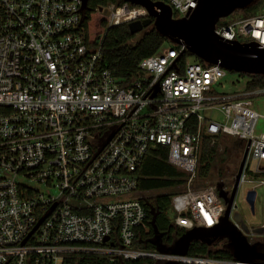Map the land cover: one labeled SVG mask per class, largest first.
I'll list each match as a JSON object with an SVG mask.
<instances>
[{
    "label": "built area",
    "instance_id": "2783aa9c",
    "mask_svg": "<svg viewBox=\"0 0 264 264\" xmlns=\"http://www.w3.org/2000/svg\"><path fill=\"white\" fill-rule=\"evenodd\" d=\"M152 1L169 6L173 19L187 18L199 2ZM262 2L257 16L220 19L215 35L264 50ZM81 5L0 0V264H61L71 253L110 263L245 264L135 249V230L146 219L137 172L150 148H167L168 163L188 174L184 191L171 197L174 225L216 226L225 203L214 186H193L203 143L249 142L239 186L252 183L264 162L252 99L264 88L216 93L223 69L182 63L179 45L140 60L138 76L126 84L101 66L103 37L89 49ZM95 10L108 12L107 29L147 18L145 9L124 1ZM254 198L249 191L248 204ZM235 225L264 251V224L257 241Z\"/></svg>",
    "mask_w": 264,
    "mask_h": 264
},
{
    "label": "trees",
    "instance_id": "16d2710c",
    "mask_svg": "<svg viewBox=\"0 0 264 264\" xmlns=\"http://www.w3.org/2000/svg\"><path fill=\"white\" fill-rule=\"evenodd\" d=\"M156 1V0H154ZM123 0H89L87 9L83 14V27L86 36V43L89 49H93L96 40L103 37L101 66L111 71L116 77L122 79L126 84L138 76L137 66L140 60L158 52L166 39L161 37L152 27L144 29L138 34H130L127 24L107 29V16L96 11L99 6L115 4L120 6ZM262 0H254L253 4L244 10L235 12L244 13L249 16L248 11L253 8H262ZM234 13V12H233ZM138 35V36H137ZM178 49L177 45L170 44ZM188 57L194 58L195 62L208 66L203 61L185 52L180 55L184 63ZM233 73V72H231ZM246 78L245 90L264 88V76L239 74ZM224 142V141H223ZM242 143V144H241ZM244 143L239 140L232 142V148H226L223 154L219 155L217 146H211L205 140L202 146L201 159L198 167V180H210L211 172L219 161L221 169H216L218 176L231 172L230 165L236 162L237 154L243 153ZM168 150L162 146H155L148 150L141 168L137 172L139 193L162 192L148 202L140 200L145 208L146 219L143 227L135 230V249L155 251V229L157 235L162 234L161 245L170 247L185 230L174 225V216L171 218V197L177 193H170V190L184 188L188 174L170 165L167 161ZM167 191V192H166ZM116 235V232L114 233ZM223 241V242H222ZM264 253L263 250H259ZM187 255L190 257H207L220 260H234L228 243L225 239L217 240L212 245L201 242L190 244ZM61 264H159L150 259H140L133 262L110 263L93 254L71 253L64 256Z\"/></svg>",
    "mask_w": 264,
    "mask_h": 264
},
{
    "label": "water",
    "instance_id": "95a60500",
    "mask_svg": "<svg viewBox=\"0 0 264 264\" xmlns=\"http://www.w3.org/2000/svg\"><path fill=\"white\" fill-rule=\"evenodd\" d=\"M80 1L82 2L81 11L84 13L89 0ZM123 1L133 6L142 7L147 12V18L127 24L130 34L135 35L152 27L167 42L182 46L186 52L207 65H218L223 70L237 74L264 76L263 49H259L254 43L239 44L238 42L224 41L214 33V27L220 19L230 16L237 10L248 8L254 0H199L197 8L187 18L182 19H173L170 7L162 2H153L152 0ZM101 12L108 15L106 10H101ZM248 146L249 142L244 148L235 176L232 196L227 199L223 192L218 193L226 205L219 223L206 230L198 227L186 230L168 248L159 244L162 234L157 235V230L154 227L156 235L153 244L157 252L173 256H185L193 242L212 245L217 240L225 239L234 260L245 264H264V253L259 251L258 244H249L246 237L235 225V223H239L241 228L247 231L245 225L242 224V216L232 213V210L236 208L234 198L239 188V178L246 161ZM249 206L253 213V201L249 202ZM52 209L41 218L25 241ZM162 264L177 263L165 262Z\"/></svg>",
    "mask_w": 264,
    "mask_h": 264
},
{
    "label": "rangeland",
    "instance_id": "374dc122",
    "mask_svg": "<svg viewBox=\"0 0 264 264\" xmlns=\"http://www.w3.org/2000/svg\"><path fill=\"white\" fill-rule=\"evenodd\" d=\"M261 9L262 8H259V9L253 8L250 11H248L247 13L249 16H257L261 12ZM243 14L244 13H242L241 11L240 12H234L230 16L226 17L225 20L228 21L233 17L243 16ZM170 46H171L170 43L166 42L163 44L161 49L163 50V49H166ZM187 60H188V62H194V58H192V57H188ZM245 83H246V78H242L239 74L231 73V72L226 71V70H222L220 73L219 84L215 88V91H216V93H220V94L221 93H226V94L241 93L245 90ZM252 103H253L254 110L260 116V118L257 120V123H256L255 132L256 133H262V132H264V96L253 98ZM234 140H237V139L226 138L225 140H223L224 142L222 141L220 143L219 147L217 148L218 154L219 155L223 154V152L225 151L226 148L233 149L232 148V142ZM244 148H245V146H244ZM242 155H243V153L239 154V156L237 154L236 162L234 164L230 165V167H229L230 169H232L230 172V175L232 177V180H231L232 183H233L235 175L238 171ZM250 165H251V168L253 170L256 169L257 164L255 162L251 161ZM216 169H221V165H220L219 161L216 163V165L214 166V170L211 172L212 176H211L210 180L201 181V180L197 179V181H195L193 186L194 187H200V186H205V185L214 186L216 180L219 178L218 174H217L218 172L216 171ZM258 171L261 173L259 174L258 177L253 179L252 183H245V184L239 186V188L237 190V197H236V204L238 207L237 210L242 214V218H243L242 224L245 225V227L247 228L248 231L251 230L254 232V234H255V236L253 238L254 241L259 240L258 235H256L257 230H259V227L264 224V187L259 185V181L262 180L264 177V175H263V173H264V162L259 164ZM184 189H185V186H184V188H176L174 190H170L169 192L170 193L171 192L172 193H177V192L182 193L184 191ZM252 190L255 192V198H254V202H253V213L251 212L249 204L246 200L247 193L249 191H252ZM51 193H53V191H51ZM160 193H162V192H148V193H142V194L138 193V197L142 200L150 202L153 199V197H155L156 195H158ZM169 216L171 218H173L172 212L169 213ZM248 242H249V240H248ZM249 244H251V243L249 242ZM258 248H260V245L258 246Z\"/></svg>",
    "mask_w": 264,
    "mask_h": 264
},
{
    "label": "flooded vegetation",
    "instance_id": "af4514ba",
    "mask_svg": "<svg viewBox=\"0 0 264 264\" xmlns=\"http://www.w3.org/2000/svg\"><path fill=\"white\" fill-rule=\"evenodd\" d=\"M231 180H232V177L230 175V172H228V173H225L223 176H221V178L219 177L214 184V188L217 190V192L218 193L223 192L227 199H229L232 196V192H233L234 181L232 183ZM234 180H235V178H234ZM236 197H237V193L235 194V198H234V204H235L236 208H234L232 210V213H237V214L242 216V214L237 210L238 207L236 204ZM250 210H251V208H250ZM161 239L159 241L160 244H161Z\"/></svg>",
    "mask_w": 264,
    "mask_h": 264
}]
</instances>
